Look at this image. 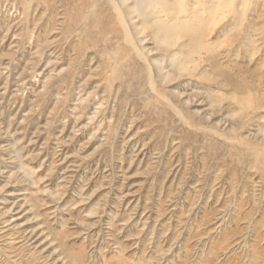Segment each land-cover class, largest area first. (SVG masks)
<instances>
[{"label": "rangeland", "instance_id": "obj_1", "mask_svg": "<svg viewBox=\"0 0 264 264\" xmlns=\"http://www.w3.org/2000/svg\"><path fill=\"white\" fill-rule=\"evenodd\" d=\"M173 2L0 0V264H264V0Z\"/></svg>", "mask_w": 264, "mask_h": 264}, {"label": "bare ground", "instance_id": "obj_2", "mask_svg": "<svg viewBox=\"0 0 264 264\" xmlns=\"http://www.w3.org/2000/svg\"><path fill=\"white\" fill-rule=\"evenodd\" d=\"M125 0H123V2H124ZM178 1V0H177ZM196 2H198L199 3V5L200 6H202L203 4V12L202 11H199L198 10V12L199 13H204L205 11L206 12H209L210 13V16H213V13H211V11L216 7V6H218L219 4L220 5H222V4H227V6L229 5L227 2L225 3V0H205V2H204V0H195ZM114 2V1H113ZM122 2V1H121ZM204 2V3H203ZM233 2H234V0H233ZM189 3V2H188ZM200 3H202V4H200ZM235 3V2H234ZM152 4H157V5H161V7L159 8L160 9V12H162V13H164L165 15L167 14H170V17H168L167 18V22L166 23H163L162 21H160L159 20V18H157L156 17V14H155V17H153V19L151 18V17H148L149 16V10L147 11V7H149L150 5H152ZM176 3H174L173 2V0H134V6H135V11H132V12H137L139 15H141L143 18V24L142 25H144V26H146V27H150V28H152V30H153V34H156V33H158V32H165V33H169V32H171L172 31V29L174 28V27H176L177 28V24H176V22H177V19H176V14H175V8H174V5H175ZM180 4V3H179ZM231 4V3H230ZM187 5V4H186ZM190 5V4H189ZM197 5V4H196ZM134 6H132V7H134ZM180 6H182V5H180ZM131 7V8H132ZM177 7V6H176ZM226 7V6H225ZM182 14H185V13H187V7L186 6H182ZM159 9L158 10H156L157 12L156 13H159L158 11H159ZM194 9V8H193ZM192 9V10H193ZM177 11V10H176ZM179 12V11H178ZM178 12H177V14H178ZM190 12V11H189ZM198 12H195V11H192V13H198ZM190 14V13H189ZM140 16V17H141ZM195 16V15H194ZM135 18V17H134ZM182 21V23H181V25L182 24H186V22H188L187 20H181ZM208 20H206V22H207ZM124 22V21H123ZM200 23V24H205L206 22H205V19L204 18H198V21H197V23ZM137 27V26H136ZM134 29V28H133ZM186 35H188V37H186L187 39H188V43L186 44L185 43V46L187 45V46H189L191 43L193 44L194 42H197L196 40H199L200 41V39H198V38H193L192 36H195V37H201L202 35H203V33H202V31L201 32H199V30L198 31H196V32H191V33H188V34H186ZM183 36H185V35H183ZM163 40H166V41H163ZM171 40V39H170ZM158 41L159 42H169V40H167V39H158ZM184 46V44H182L181 46H179L178 48L179 49H181V48H184L185 47ZM193 48V47H192ZM193 51V50H192ZM192 51H188V53L186 54V56H185V60H188V59H190L192 56H193V54H191L192 53ZM195 51V50H194ZM198 51H196L195 53H197ZM252 52V51H251ZM194 53V54H195ZM199 55V54H198ZM169 62H170V64H171V66H173V68L175 67V66H179V64H181V63H178V64H176L178 61H181L180 60V57L178 56V54L176 53V52H173V51H171V53L169 54ZM160 62V61H159ZM194 62V61H193ZM156 64V63H155ZM158 65H157V67L159 68V70H161V66H160V63H157ZM198 67V66H197ZM150 69H151V67H150ZM195 69V68H194ZM151 74V73H150ZM264 117V116H263ZM264 120V119H263Z\"/></svg>", "mask_w": 264, "mask_h": 264}]
</instances>
